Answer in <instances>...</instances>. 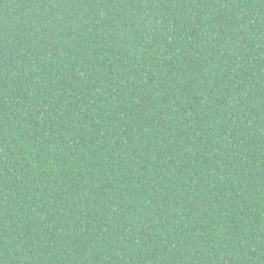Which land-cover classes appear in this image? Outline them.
<instances>
[{
  "label": "trees",
  "instance_id": "1",
  "mask_svg": "<svg viewBox=\"0 0 264 264\" xmlns=\"http://www.w3.org/2000/svg\"><path fill=\"white\" fill-rule=\"evenodd\" d=\"M0 264H264V0H0Z\"/></svg>",
  "mask_w": 264,
  "mask_h": 264
}]
</instances>
